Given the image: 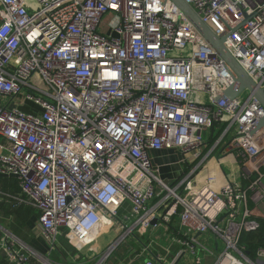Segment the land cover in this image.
<instances>
[{"label": "built area", "instance_id": "1", "mask_svg": "<svg viewBox=\"0 0 264 264\" xmlns=\"http://www.w3.org/2000/svg\"><path fill=\"white\" fill-rule=\"evenodd\" d=\"M184 1L264 88V0ZM232 82L170 0H0V176L19 187L0 201L36 208L48 254L63 236L75 264H107L123 243L125 264H264V248L251 259L241 243L264 217V107L224 95ZM169 149L184 171L173 183L150 157ZM160 227L176 235L143 240ZM2 250L50 264L7 237Z\"/></svg>", "mask_w": 264, "mask_h": 264}, {"label": "crops", "instance_id": "2", "mask_svg": "<svg viewBox=\"0 0 264 264\" xmlns=\"http://www.w3.org/2000/svg\"><path fill=\"white\" fill-rule=\"evenodd\" d=\"M170 154H172V156L176 155V160H172L171 164H169L172 167V171H174L173 175H176V177L172 178L171 176H164L163 179L166 180L167 182L173 183L181 179L184 172L182 165L180 166V158H181L180 153L174 149L158 150V151H152L150 153V157L152 158L153 166L157 168L160 166L158 165L159 164L158 162H160L161 159L167 157L169 158ZM215 164L216 163L213 160H211V162H209V166H207V170L210 173L212 172L215 173L222 182L223 180L221 175L223 174ZM220 166L222 167V169L227 167L231 171L234 172L236 171L234 165L227 160H225L223 164L222 163L219 164V167ZM14 184L16 190L18 189L17 191L14 190L15 189ZM10 185L13 186L12 189H10ZM17 187L18 186L14 178L0 176V190L2 192L6 194H10V196H15L19 193V187L18 188ZM30 206L31 205L28 204H18L15 201V199L8 196L3 197V199L0 201V264H15L14 262L6 258L2 250L3 241L6 237L8 238V240H13L14 245L17 247H21L22 245H24L26 247L34 249L38 254L47 256L48 244L44 240V238L38 234V230H37L38 211L33 206L31 207ZM128 210L129 207L127 205L126 207L121 208L118 214L120 216H123L124 214L128 213ZM176 221L177 220L175 219V224ZM153 231L156 232L157 229L156 230L150 229L148 231L149 233L147 232L148 235H145L147 233L144 234L145 237H148L147 240L151 239L150 237L153 236L154 233ZM164 232L165 234L163 235L157 234L156 236L168 237V236L176 235L170 231L168 232L164 230ZM114 235L115 232L112 234V237L109 240L114 238ZM58 242H59L58 250H56L51 254H48L49 259L52 260L54 264H75L81 262V258H80L81 256L72 251L73 249L70 246V244L66 246L65 243L66 241L65 240L60 241L59 238H58ZM176 250H177L176 247L172 248L173 253H175ZM69 255H71V258L70 257L67 258V256ZM74 259H76V261ZM190 261H191L190 259H184V261H182L181 259L182 264ZM92 263L93 261L91 262V264ZM136 264H138V262Z\"/></svg>", "mask_w": 264, "mask_h": 264}, {"label": "water", "instance_id": "3", "mask_svg": "<svg viewBox=\"0 0 264 264\" xmlns=\"http://www.w3.org/2000/svg\"><path fill=\"white\" fill-rule=\"evenodd\" d=\"M179 9L183 17L192 25L195 31L224 61L226 67L233 74V82L224 92L228 98H234L244 90L249 91L264 107V88L257 85L252 78L239 65L236 59L229 53L224 45L225 35L217 36L206 24H204L192 7L184 0H170ZM264 122V118L262 120ZM261 122V123H262ZM154 220L152 224L155 223ZM246 254H249L246 251Z\"/></svg>", "mask_w": 264, "mask_h": 264}, {"label": "rangeland", "instance_id": "4", "mask_svg": "<svg viewBox=\"0 0 264 264\" xmlns=\"http://www.w3.org/2000/svg\"><path fill=\"white\" fill-rule=\"evenodd\" d=\"M248 92L245 90L244 92H242L241 94V97L245 98L247 96ZM218 132L217 129H214V135H216V133ZM216 137V136H215ZM203 138L204 140L207 138V132H204L203 133ZM209 139V138H207ZM217 152H214L213 155L216 156ZM169 156V155H168ZM172 158V159H171ZM172 160H176V155H173L170 154L169 158H164V159H161L160 162H158L160 165L159 167H157V171H158V174L161 176V178L163 179L164 176H171L172 178H175L176 175H173V172L172 171V167L169 165L171 164V161ZM159 161V160H158ZM183 167V166H182ZM224 168V167H223ZM229 169L227 167H225L223 169V171H228ZM239 177H238V172H237V175H236V178L235 180H238ZM149 231V230H148ZM147 231V232H148ZM146 232V233H147ZM154 232V231H153ZM149 233V232H148ZM145 234V235H148ZM112 231L106 229L105 231L102 232V234H100V236L98 237V244L94 250V253H97L96 255H98L99 253L103 252L106 250V246L109 244L107 243V241L112 237ZM163 235L165 234L164 230L162 227L158 228L156 232L153 233V236H156V235ZM145 235L142 236L143 240H147L148 237H145ZM150 237V238H152ZM59 240L60 241H63V236H59ZM66 246L69 245V243L66 241ZM107 244V245H106ZM135 244V245H134ZM132 244L133 247L136 249H139L140 246H138L136 243ZM134 249L130 250L124 243L121 244L117 250L113 251L112 255H111V258H109L108 260V264H118L120 261L122 264H125L127 262V259L130 258L132 256V252H133ZM73 252L77 253L76 250H72ZM88 253L90 254V252L87 251V249H85L82 253V255H84L85 253ZM68 255V254H67ZM203 255V253H199V256L201 257ZM70 257L71 258V255L67 256V258ZM99 257V256H97ZM63 259V258H62ZM143 259V258H142ZM185 257L182 258V261H184ZM189 259V258H188ZM48 263L50 264H53V261L52 260H48ZM182 264V263H181ZM183 264H193V261L191 260L190 262H185Z\"/></svg>", "mask_w": 264, "mask_h": 264}, {"label": "trees", "instance_id": "5", "mask_svg": "<svg viewBox=\"0 0 264 264\" xmlns=\"http://www.w3.org/2000/svg\"><path fill=\"white\" fill-rule=\"evenodd\" d=\"M12 188L13 186L10 185V189ZM14 188H15V184H14ZM14 190H16V188ZM249 205L252 208V204L249 203ZM258 220H259V228L256 229L255 231L245 232L241 237V243L245 245L249 253L248 255L251 259H254L257 248L259 247L264 248V217H260Z\"/></svg>", "mask_w": 264, "mask_h": 264}, {"label": "bare ground", "instance_id": "6", "mask_svg": "<svg viewBox=\"0 0 264 264\" xmlns=\"http://www.w3.org/2000/svg\"><path fill=\"white\" fill-rule=\"evenodd\" d=\"M83 250H85L87 247H86V245H82V247H81Z\"/></svg>", "mask_w": 264, "mask_h": 264}]
</instances>
